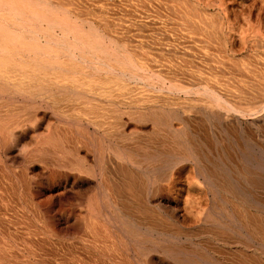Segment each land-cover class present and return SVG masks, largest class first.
I'll list each match as a JSON object with an SVG mask.
<instances>
[{"label": "bare ground", "instance_id": "obj_1", "mask_svg": "<svg viewBox=\"0 0 264 264\" xmlns=\"http://www.w3.org/2000/svg\"><path fill=\"white\" fill-rule=\"evenodd\" d=\"M7 1L0 0V4H5L6 2L7 4L16 6L18 9L21 6H26V0ZM41 3L48 5L46 2ZM25 6L21 9L22 11L23 8L25 9L23 13L27 14V11L28 14L31 13L34 17L36 14L38 16L41 15L39 12L33 11V8L31 10L33 12H31ZM21 10L19 11L22 12ZM42 13L48 17V14ZM7 16L10 17V15ZM46 17L42 19L49 22V19H46ZM3 18L5 20V16ZM13 18L14 21L15 16ZM39 18L36 16V19L40 20ZM50 23L53 24V22ZM32 27L34 31L36 26ZM3 30L5 28L0 26V31ZM36 30L34 34L33 31L31 32L34 36H36ZM9 31L7 34H9ZM49 40L44 45L41 43H31L32 47L28 51L33 53L31 55L33 58H30L31 62L28 65L31 68L32 76L29 75L28 70L26 72L29 74L26 72L22 73V71L21 73L13 74L16 71L20 72V69L22 70V64L15 62V57H17L15 54L22 55L23 51L20 53L21 48H17L15 44L13 46V43L0 44V51H2V53L0 52L2 54L0 55V93L2 96H0L5 99L7 98L9 101H14L11 112L14 110L16 112V109L18 110L17 114H10L11 116H8L7 120L4 119L7 117V114L6 116L2 115L1 117L4 116V118L1 121H8L5 124L10 131L21 128L19 131H23V136L31 138L34 141L33 146L36 144L34 147L31 145L33 149L31 147L30 159L25 158L26 164L29 163V160L33 159L34 161L39 160L40 163H48L47 165L50 166V159L53 158L50 154H54V150L51 148L53 151L49 150L50 152H48V149L57 146L55 150H59L60 147L59 143L56 144L57 141L53 136L60 130L64 132L66 130L65 127L68 125L71 128L73 126L79 128L78 125H82L86 127H84L86 130L93 129V133L101 134L102 136H99L102 138L98 136L99 143L97 141L98 144L96 145L100 157L104 156V150L107 149L103 144L104 140L113 139V144L109 145L111 154H109L110 164L106 161L110 168L107 166V171L104 167H101L100 172L95 174L91 172V175L94 177L99 175L96 183L98 190L93 189L94 194V191H96V196L92 193V197L90 195L92 199L90 201L86 199L89 201V203H86L88 204L87 207L85 208V204L83 211L82 209L80 210V207V212L74 214L73 221L68 217L71 214L70 211L69 214L67 213L68 215L63 214V212L62 214L59 213L61 217L59 215L60 219L58 221L63 222L66 232L57 227V222L49 220L50 222L46 224V227L51 236L59 238L65 232V236L76 237L83 244L81 245L83 248L96 252L95 255H101L102 259L101 257L97 258L99 264H264V43H163L164 45L160 43L163 45H161L162 47L167 46L166 48L164 47L166 53H162L165 51L160 52L158 50L161 61H158L160 58L156 52V59L157 57L159 59H155L156 62L154 64L151 62L152 58L151 61H149V58L145 63L143 61V64H139L134 58L135 56H132L130 50L125 46L126 49L118 47L116 52L114 51L115 49H112V46L103 43H66L65 39V41L62 39L64 43L62 41V43H58L60 41H56L57 43H55L53 39ZM20 44L31 46L28 43ZM160 44L158 43L156 49L160 47ZM149 47L153 48L154 46L150 45ZM162 47L159 49L162 50ZM30 52L26 54L29 56ZM145 52L147 53V51ZM21 58L23 59V57ZM21 58L19 59L21 60ZM102 73L112 75L107 76ZM111 82H114L117 86L118 93H115L111 89L112 85V87L109 85V89L105 86ZM131 83L148 86V88L143 86L145 89L138 92L143 95L144 90L145 92L146 89L150 90L149 87H151L152 91L161 93L156 95L157 93L154 92L153 96H151L152 92L150 91L149 95L151 94V97L136 96L137 91L135 94L129 92V90L127 91ZM97 86L99 90H94ZM132 90L134 89L132 88ZM5 99L1 101L4 102ZM7 99L4 103L2 102V108L4 105L7 107ZM25 100L32 101V105H28L32 109L27 114L21 113L24 112V108L27 106V103H24ZM17 101L18 103L20 102L19 105H17ZM2 108L0 109V114H3L4 109L2 111ZM6 109L8 113L9 109ZM40 111H43V115ZM67 111L74 112H69V114ZM45 114L50 115L57 122L49 121L47 123L48 132L37 134L36 130L46 120ZM13 116L15 117L12 118ZM62 124L64 126L65 124L67 125L64 127ZM74 124L78 125L75 126ZM128 125L130 127L131 125L134 126V130L131 133H128L125 129ZM26 126L31 127L33 130L35 129V132L32 133ZM131 128L129 129L131 130ZM77 129L76 131L80 130ZM147 130L151 131H148V133ZM6 132V128L0 127V134L6 135ZM92 132L90 133L93 134ZM10 134L12 135V132ZM1 136L3 141V135ZM6 138H8L7 135ZM77 138L79 139V137ZM89 139L91 140L90 137ZM69 140L71 141V138ZM5 141L4 136V142L2 144L0 142L1 146ZM70 141L68 142L69 144L71 143ZM94 141H90L91 145ZM76 142L78 141L76 140ZM81 142L84 144L83 141ZM9 143L11 144V141ZM53 143L54 145H52ZM73 143L70 146L74 148ZM94 143L96 144V141ZM111 143L109 142V144ZM47 144L52 146L49 145L47 149ZM21 145L24 147L23 143ZM106 145L108 146L107 143ZM135 145L138 147H134ZM93 146L95 149L96 146L94 144ZM81 149L83 150V148ZM98 152L96 153L97 155ZM48 153H50V159L47 158ZM59 153H57L58 156ZM26 154L23 153V156H27ZM134 154L142 155L144 160L135 157ZM61 156L65 155H60V159ZM66 157L68 156L66 155ZM106 157L108 158V155ZM62 160H60V163ZM25 162L22 161L20 164L24 166ZM65 163L66 166L69 164ZM53 164L55 163L52 162L51 165ZM36 165L41 167V164L37 163ZM69 166L70 169L79 168L78 164L76 162L73 163V161L70 162ZM160 167L161 171H163L162 167H165L166 170L159 173L157 168L160 169ZM51 168L49 167L47 170L51 171L52 179L53 176L54 178L59 177L57 183L61 187L55 188L56 190L54 189L58 191L53 192L54 190L52 191V189L56 186H49L50 183L44 187L45 183L38 181L39 179L34 183L36 186L33 185L35 187L32 188L37 189V194L38 190H41L40 192L48 191L51 198L58 196V199L55 198L58 201H62L64 198L59 200V197L69 192L68 185L62 178L68 174L59 172L58 167V171L55 170L56 168L53 170ZM143 168L145 170H140ZM26 169L25 167V174ZM84 171L82 173L85 175ZM50 173L46 174V176H49ZM51 177L50 181H52ZM73 177H75V182L72 186L75 183H79L78 180H83L84 178L80 172L79 175L73 174ZM107 179L108 181L111 179L115 186V191H112V187V189L110 188L114 192L113 194H115V196L112 194L114 196V198L112 197L113 200L109 197L108 189L106 190V187L108 188L109 186V183L105 182ZM32 180L35 179L33 178ZM30 181L28 180L29 183ZM111 181L109 182L111 183ZM54 183L56 184V182ZM29 185L31 186L32 184ZM88 186L84 188H88ZM89 187H92V185ZM80 188L77 189L80 191ZM30 189L29 193L31 191L32 196L34 193V197L36 198V192ZM77 191L76 193L79 194ZM123 191L126 194H123ZM25 194L27 195L28 192ZM71 194L73 195L74 192H71ZM208 194L212 196L211 199L213 201L211 210H207L206 208L208 202L205 204L206 207L203 205ZM124 197L129 202L137 203H134L135 206H139L136 208H141L144 212L142 214L145 216L146 214H150V217L147 216L135 220L128 219V216L126 217L122 212V209L129 208L127 204L129 202L125 203L124 199H122ZM27 198V200L30 199L29 197ZM83 198H86V196ZM83 198H79V200H83ZM45 199L47 198L45 197ZM71 199L73 200V198ZM48 200L51 199H47L46 203ZM72 200H70L71 203H74ZM53 203L55 204V199ZM49 205L51 206V204ZM80 205L81 202L79 201ZM129 205L130 207L133 206L132 203ZM54 208L51 207V209ZM157 208L166 211V216L167 212L172 213L177 224L180 222L179 216L181 217V215H179V212L181 213V211L179 210L181 208H183L184 214L182 215L184 217H188V219L189 217L194 218L208 224L209 228L208 226L204 227L205 229L208 228L207 232L205 231L208 238L205 237L206 241L203 238L205 245L200 248L201 246L197 247L184 242L178 243L176 237L174 238L175 235H178V232L175 231L176 233L173 236L172 232L166 231L168 226L169 228L172 226L169 223L175 221H168L166 229H163V222L165 221L164 224L166 225L165 219L168 220L169 218H166V216H161L159 219L154 218L155 215L159 214V211L156 212ZM58 209L57 211L55 210L57 213ZM139 211H136V213H141ZM132 213L134 212L132 211ZM55 215L53 214L54 219ZM151 215H153V218H151ZM43 216L45 219L44 214ZM136 216L140 215L137 214ZM161 220L164 221L161 222ZM177 224L175 227L178 226ZM181 227L183 229V226L180 225ZM190 231L193 233L192 230ZM38 234L35 237H42L43 239V236H38ZM195 234L196 232H194L193 236ZM65 236L63 238L60 237L64 242H66L64 240ZM32 237L28 238L31 239ZM35 237L32 240H35ZM71 238L67 239L68 242ZM61 240L59 243H61ZM44 241H47V239ZM74 242L77 243L76 240ZM42 245L45 247L44 243ZM26 247L28 248L29 245ZM63 247L68 249L66 244ZM77 247H74V251H76ZM70 248L72 249V247ZM47 249V252L45 249L42 252L50 253ZM29 250L31 249L29 248ZM31 252L35 254L34 250H31ZM64 252L62 251L61 254H66ZM88 252L90 253V251ZM90 255L93 256L92 252ZM37 256L34 255V257ZM75 256L77 257V255ZM65 258L68 260V256ZM88 258L92 260L93 257ZM49 259L51 258L49 257ZM77 259L81 258L78 257ZM82 259L84 260V258ZM42 261L46 262V260ZM78 261L80 262V260ZM93 263L95 264L96 261ZM53 264H55V260Z\"/></svg>", "mask_w": 264, "mask_h": 264}, {"label": "rangeland", "instance_id": "obj_2", "mask_svg": "<svg viewBox=\"0 0 264 264\" xmlns=\"http://www.w3.org/2000/svg\"><path fill=\"white\" fill-rule=\"evenodd\" d=\"M35 2H37L38 5L35 4ZM35 2H34V0H26V2H25L26 6L25 5L24 6H25V8L27 7V9L29 8L30 11L33 8V11L39 12L41 14V15H39L40 18L38 16V14H36V16L40 20L42 18L44 19L46 17L42 13V12H45L46 15L48 14V17H46V19H49V22L46 20H43V19L40 22V20L36 19V16L34 17V15L31 13L28 14L27 11H26L27 14L23 13V12H25L24 11L25 9L23 8V11L21 9L24 6L20 5L21 8L18 9L16 6L11 5L9 3L7 4L6 2H5V4L4 3H1L2 5L0 4V21H1L0 26L5 28V30L0 31L1 32L0 44L1 43H3V44L4 43H13V46L16 45L17 48H21L20 53H22V51H23L22 55L18 54V53L15 54L17 56V57H15L16 58L15 62H17V64H22V66H23V67H21L22 70L20 69V72L16 71L13 74L21 73V71L23 73V72H26L28 70L30 74L27 72L26 73L31 75L32 71L30 70L31 68L28 65V63L31 62L30 60L33 58V56H31L33 53L28 51L29 48L32 47L31 43H39V44L41 43L42 45H44L45 43H48L50 41L49 39H53V41H55V43H57L58 41H60L58 43H62V42L64 43L65 40H66L65 41L66 43H103L105 45L108 44V45L112 46V49H115L114 51H116V49L118 47L120 49H122L125 46L126 48H128V50H130V52L132 53L131 55L135 56L134 58L137 60V62H139V64H141L143 61H144L143 63H145V61L149 58H150L149 61H151V58H152V61H151L152 64H154L156 62V60H158L159 58L160 59L158 61H161V56L159 54L162 51H165L162 53H166L165 48L167 46L166 47L164 46L165 48L162 47L166 43H264V0H44V1L43 0L42 1L36 0ZM41 2H46L48 5H46L45 3L42 4ZM39 3L42 4V6H40ZM11 6H12V11H11ZM13 7H15L17 9H15ZM19 10H21L22 12H20ZM33 11H31V12H33ZM20 13H21V15H20ZM7 15H10L11 18ZM30 15H32V16H30ZM3 16H5L6 21L4 20ZM13 16H15L14 21H13V19H14ZM6 17L8 18L9 21L7 20ZM20 17L23 19H21ZM10 19H11V22H10ZM19 20H20V22H19ZM190 20H192V21L190 22ZM50 22H53V24H51ZM32 26H34V27L36 26L35 30L37 28V30H36L37 32L35 33L36 36L33 35L35 30L33 31ZM9 29H10V31H9ZM8 31H9L10 35L7 34ZM32 31H33V34L31 33ZM62 39L63 40L65 39V40L63 41ZM20 43H28L31 46L21 45ZM158 43L159 44L164 43L163 45L160 44V47H159L160 49L162 47L164 50L163 49L160 50L159 48L156 49V47L158 46ZM149 44L152 45V47L153 46L154 47L153 48L149 47L150 46ZM19 45H20V47H19ZM148 50H149V52H148ZM150 50L152 52L151 54H150ZM145 51H147V53ZM0 52L2 53V51H0ZM27 52L28 53L30 52V54H29L30 57L28 56V54H26ZM155 53L158 55L159 58L157 57V59H156L157 55H155ZM0 55H2V54H0ZM152 56H154L155 58ZM21 57H23V59H25V60H23ZM19 58H21V60ZM26 59H27V61H26ZM102 74L107 75V76L112 75V74L108 75L105 73H102ZM102 81H104V80H102ZM111 83H108L105 86L109 89L110 86L112 85L113 87L111 86L112 87L111 89H113L115 93H118L119 90L116 89L117 86L115 85V83L114 82H111ZM130 85H132V86H130ZM130 85L128 87H130L131 89L129 88V89H127V91L129 90V92H132L134 94L137 91L135 94L136 96H139V95L140 96H150L151 94H152L151 96H153L154 92L157 93L154 90L152 91L151 87H149L150 90L148 91V89H146V92L144 90V95H143V94L138 93V92H140L141 90H143L145 88H148V86L146 87L143 84L141 85V84H135V83H131ZM143 86H145V88H143ZM132 88L134 90H132ZM97 89H98V86L94 90H97ZM149 92L151 93L150 95H149ZM137 93H138V95H137ZM160 93L158 92L156 95H159ZM0 95L2 96L1 93H0ZM156 95L154 94V96H156ZM1 96H0V99L2 98ZM2 99H5V98L3 97ZM6 99L4 100V102L6 101ZM1 100H0V109L2 108L1 105H3V103H4ZM8 101L9 100L7 99V102H6L7 107H5V105H4V107L2 108V111L4 109V111L2 112L3 114H0V117L2 115L6 116V114H7V117L4 118V116H3L0 118V122H1L0 127H3L4 129L6 128V130H7L6 135L8 138L10 137L8 139V138H6L5 134H0L1 144L4 142V136L6 139V141H5L6 144L5 143L3 144L4 147H3V145L1 146V144H0V148H1L0 149V157L2 156L1 157L2 160L0 158V178H1L0 179V264H19L20 262H21L20 264H40V263L41 264H53L54 260H55V264H64V263H66V264H78V263L82 264L83 263L84 264L86 262H88L86 264H92L95 261H96L95 264H97V263L99 264V262H97V260L99 259V257H101V255H95L96 252H93L91 250H87L86 248H83L81 246L83 244L80 242V240H77L76 237L71 238L70 235H69L70 237L68 235L65 236L66 227L63 224V222H61V221L59 222L58 220L60 219V217H61L60 214H62V212H63V214L65 213V215H68L71 212V214L68 215V217L70 220L73 221L74 214L80 212L79 208L81 207L80 210L82 209V211H83L87 207L88 204H86V203H89L90 199H92L91 194L93 193V189L98 190V187H97L98 185L96 186V183H97V178L99 175H97V177H94L91 175V172H93V174L98 173V172H100L101 167H104L105 170L108 171V167L110 168V166H108V164H110L109 159H110V155H111L109 145L113 144V139H109V140L106 139V141L104 140L103 144H104L105 148H107V149L104 150L105 151L104 152L105 154H103L104 156L100 157L96 145L99 143L97 138L99 135L102 136L101 134L96 133V132L93 133L92 132L93 129L92 130H86V129H84L85 126L83 127L82 125L80 126L78 124L77 125L79 126V128L74 127V126L71 128V127H69V125L66 126L67 124H65V126H66L65 127L63 125L64 123L62 122L63 123L62 125L69 132L68 131L66 132V130L64 132H63V130L62 131L60 130L59 132H57L58 135L60 136L59 137L56 133V135L58 136L59 139L54 134L53 137H55V139L57 141L56 144L59 143V146H60L59 150H55V149H57V146H53L55 148L50 147L48 149L50 144L46 145L48 152H50V151L52 152L54 150L53 151L54 154L48 153V155H47V158H49V159H50V155H51V157H53L50 159L51 160V162L49 163L50 166L47 165L48 163L47 164L43 163V162L40 163L39 160L34 161L33 159L29 160V163L26 164L25 158L30 159V157H29V154L31 153L30 151H32L33 147L36 146V144L33 146L34 141L31 138L23 136V131H21V130L19 131V129H21V128H19L18 130L15 129L16 131L15 130L10 131L9 129H7L5 123H7L8 121L7 122H4V121L7 120L8 116L10 117L13 113L17 114V111H18L16 109V112H15V110L11 112V110H12L11 108L14 104V101L12 100L13 101L12 105H11L12 101L11 100H10L11 102L10 101L8 102ZM17 103H18V101H17ZM19 103L17 105H19ZM24 103H27V106L24 108L25 113L21 112V111L20 112L23 114H27V113H29V110L32 109V108H29V106L32 105V101L31 100H25ZM15 104H16V102H15ZM6 108L9 109L10 113H9V111L7 113ZM69 112L71 113L72 111H67V113H69ZM0 113H1V111H0ZM40 113L43 115V111H40ZM45 116H46L45 122L42 123L41 124L42 126H39L38 129L36 130L37 134H40L42 132H43L42 134H45L46 132H48L47 131V123L49 121L54 122V123L57 122L56 119H54L50 115L45 114ZM14 117L15 116H13L12 118H14ZM3 118L5 120H3V122H2L1 120ZM47 118H49V119L47 120ZM2 123H4V124H2ZM4 125H5V127H4ZM28 125H31V124H28ZM77 125H75V126H77ZM128 126H126L125 129H126V131H128V133H131L134 130L133 129L134 126L131 125V127L133 126L132 128L130 127V125H128ZM82 127H83V129H82ZM27 128L32 133L35 132V129L33 130L31 127H27ZM129 128H131V130ZM76 129L77 130L80 129V130L76 131ZM148 129H150V127H148ZM9 131L12 132V135L10 134ZM148 131L149 130H147V132ZM80 132H82V133H80ZM90 132H92L93 134H91ZM60 133H62L63 135ZM70 133H71V135H70ZM72 133H74L75 135ZM84 134H85V136H84ZM1 135H3V141H2ZM86 135H88V136H86ZM63 136H65V137H63ZM17 137H18V139H17ZM67 137H69V138H67ZM77 137H79V139ZM89 137L91 138V140L89 139ZM146 137H148V136H146ZM64 138L68 141L66 142V140ZM70 138H71V141L69 140ZM73 138H75V139L77 138L76 139L78 141V142H76L77 144L75 143L76 140L74 139L75 140L74 141ZM86 138H88V139H86ZM92 138H93V140H92ZM100 138H102V137H100ZM62 139L65 142V146H64V142ZM94 139L96 141V144L94 143L95 142ZM7 140L9 142L11 141V144ZM89 140L94 141V142H92V145H91V142ZM30 141L31 142L33 141V142L31 143ZM69 141L71 142L70 143L71 145H72V142H74L73 143L74 148H73V146L72 147L70 146V144L68 143ZM81 141H83L84 144H82ZM85 141H86V143H85ZM97 141H98V143H97ZM27 142H29L30 144ZM105 142L108 144V146L106 145ZM109 142H112V143L109 144ZM22 143H23L24 147H22V145H21ZM88 143H89V145H88ZM114 143H115V141H114ZM131 143H133V142H131ZM24 144H26V145H24ZM93 144L96 146L95 149H94ZM6 145L9 148L5 147ZM52 145H54V143ZM52 145H50V146H52ZM66 145L68 148L66 147ZM26 147H28V148L26 149ZM31 147H32V149H31ZM134 147H138V146L135 145ZM51 148L53 150H51ZM81 148H83V150ZM29 149H31V150H29ZM88 149H90V150H88ZM24 150H25V152H23ZM26 150H28V151H26ZM73 150H74V152H73ZM7 151H9V152H7ZM18 151H19V153H17ZM57 151H59L61 153H59ZM97 152H98V155L96 154ZM23 153H25V154L27 153L26 154L27 156H25V155L23 156ZM57 153H59V156ZM81 153H82V155H81ZM18 155H19V157H18ZM60 155H65V156H61V159H60ZM66 155L68 157H66ZM107 155H108V158L106 157ZM134 155H135V157H138V158L144 160V157L142 155H138V154H134ZM140 156H142V157H140ZM63 157H65L64 158L65 161H64ZM81 158H82V160H81ZM96 158H98V159H96ZM106 158H107V160H106ZM60 160H62L61 163H60ZM100 160H102V161H100ZM22 161L25 162L24 166L22 164H20V162L22 163ZM72 161H73V163L76 162L78 164L79 168H76V169L71 168L70 169L69 164ZM106 161H108V164L106 163ZM52 162H54L55 164L51 165ZM65 162L69 163V164H67V166L69 168L66 166ZM100 162L101 163L103 162L104 165H103V163L101 164ZM37 163L39 165L41 164V167L42 166L43 167L41 168L40 166L36 165ZM163 163H165V162H163ZM28 164H29V166H27ZM45 164H46V167L44 168ZM62 164H63V166H62ZM55 165L58 167L59 172L66 173V175L68 174L67 176H64L62 178V180L65 181V183H67V185H68L67 188H68L69 194L65 193L64 195H61L59 197L60 198L59 200H61V198L62 199L64 198L62 201L57 200L58 196H53L55 199V204H54L53 203L54 199H53V197L51 198L48 191L47 192H45V191L40 192L41 190L40 191L38 190V194H37V191H36L37 189L36 188L34 189L32 187L36 186V184H34V183L36 182L37 179H39L38 181L45 183L44 187L48 186L49 183H50L49 186H52V187L56 186L52 189V191L55 188L57 189L58 187H61L57 183V181L59 180V177L57 176L54 178V176H53V179H55L53 181V179L51 177V173H50L51 171L49 172V170H47V169H49V167L51 168L52 166H54L51 168V170L56 168L55 170L58 171L57 167ZM25 167L27 168L26 169L27 175L24 172ZM59 168H61L62 170ZM64 168H66V169H64ZM164 168L162 167L163 171L166 170V168L165 169ZM84 169H86V170L84 171ZM46 170H47V172H46ZM140 170L143 171L145 169L143 168ZM73 171H76V172H73ZM78 171L80 172V174L83 177L86 174H88V175H86V177H84L83 180H78L79 183H75V185H74L75 187H74V186H72L73 183L75 182V180H74L75 177H73V174L79 175ZM83 171H84V173H86L85 175L82 173ZM87 171H89V172H87ZM157 171L159 173L163 172V171H161V167H160V169L157 168ZM72 172H73V174H72ZM48 173H50L49 176L48 175L46 176V174H48ZM107 175H108V173H107ZM48 177H49V179H48ZM50 177H51L53 182L50 181ZM33 178L35 180H32ZM30 179H31V181H30ZM28 180L30 181V183L28 182ZM44 180H46V181H44ZM109 181H111V179H109ZM109 181H108V179L105 180V182L109 183V184L107 183L109 185L108 188L106 187L107 186L106 183H105V185H106L105 187H106V190L108 189L107 191H108L109 197L111 198V200H113L115 194H113L114 192H112V191L115 189L114 188L115 186L112 183L113 181H111V183ZM54 182H56V184ZM92 182H94V183H92ZM51 183H52V185H51ZM29 184H32V185L30 186ZM88 184H89V186L92 185V187H89ZM33 185H35V186H33ZM85 186H88V188H84ZM30 188H32V189H30ZM77 188H80L81 192ZM110 188L112 189V191L110 190ZM29 189L32 191L34 190V192H36V194H37V195L35 194L36 198L34 197L33 192H32L33 196L31 194V191L29 193ZM55 190L53 192L58 191V190L57 191H55ZM76 191L79 192V194H77ZM27 192H28V194L26 195L25 193H27ZM71 192L72 193L74 192V194L72 195ZM85 192H86V194H85ZM94 192H95V194L94 193L93 194H94V196H96V191H94ZM39 194H41V195L38 197ZM48 194H49V196H48ZM123 194H126V192L123 191ZM66 195H68V196L70 195V197H68ZM90 195H91V197H90ZM31 196H32V198H31ZM85 196H86V198H83ZM27 197H29L30 199L27 200L28 199ZM45 197L47 199L50 198L52 201L48 200V202L46 203L47 199H45ZM74 197L76 199V202H75ZM211 197L212 196H210L208 194V196H207V198H205V202L203 204L205 206V204L208 202V204L206 205L207 207L205 206L207 208V210H211L212 206H213V201H212ZM71 198H73V200ZM79 198H83V200L82 199L79 200ZM3 199L5 202L3 201ZM69 199L72 200V202L74 201V203H71V201ZM84 199H85V202H84ZM86 199H89V201ZM122 199H124L125 203L129 202L128 199H126V197H124ZM78 200L81 202L82 206L81 205L79 206ZM63 201H65V202L63 203ZM42 202H44V203H42ZM49 202H51V203H49ZM66 202L67 203L69 202V204H67ZM48 203L51 204V206ZM75 203L78 205L75 206L76 205ZM130 203H132L133 206L130 207V205H129ZM134 203L135 202H129V203H127L129 208L126 207L128 209H125V208L122 209V212L124 213V215L126 217L128 216L127 217L128 219L135 220V219L143 218V217H147V216L150 217V214L145 213L146 216L143 215L144 212L142 211V209L136 208L139 206L138 205L135 206V204H137V203H135V204ZM44 204H47V205H44ZM62 204L66 207H64ZM70 204L71 205L74 204V205L71 206ZM85 204H86V206H85ZM180 204H182V202H180ZM69 205H70V207H69ZM57 206H58V208L59 207L60 208L58 209ZM83 206H85V208H83ZM51 207H55L56 209L55 208L51 209ZM75 207H76V209H75ZM69 208H71V209H69ZM72 208H74V209H72ZM57 209H58V213L56 212ZM157 209L158 210L156 212L159 211V214L157 213L158 215H155L154 218L159 219L161 216H166V211L161 210V209L159 210V208H157ZM53 210L54 211L56 210L55 211V213H57L56 215H55ZM138 210H140L141 213H136V211L138 212ZM132 211L136 214L132 213ZM179 211H181V213L179 212V215H181V217L179 216V219H180L179 224H177V222L175 221L173 214L172 213L170 214V212H167L166 218H169V219L167 220L164 218L166 220V225L164 224L165 221L161 220V222L164 221L163 222L164 225L162 224V226H164L163 229H166V227L168 225V221L169 222L175 221V222H170L171 224L169 223L170 226L172 225L170 228L172 229V227H173V229L171 230L168 226L167 229L168 228L169 229L168 230L166 229V231H168L169 233L172 232L171 234L173 236L176 232H178V235L174 236V238L176 237L178 243L184 242L186 244H192V245L197 246V247L201 246L200 248H202L205 245V242L203 243V238L205 241H206V238H208V235L206 234L207 229L209 228L208 224H205L204 221L195 220L194 218L189 217V219H188V217L187 218L184 217L182 215V214H184L183 208H181ZM41 213H43L45 215V219L43 218L44 216ZM53 214L55 215L54 216L55 219L53 218ZM137 214L140 216H136ZM59 215H60V217H59ZM152 216L153 215H151V218H153ZM46 217H48V218H46ZM131 218H134V219H131ZM183 218L184 219L186 218V219L184 220ZM182 219H183V221H182ZM49 220L57 222L58 223L57 227H59L62 231H65V232H63L64 234L59 236V238L56 236H51V233L48 231L46 224L48 222H50ZM200 222H201V224H200ZM176 224L178 226L175 227ZM180 225L183 226V229H182V227L180 228ZM207 226H208V228L205 229L204 227H207ZM62 227L64 230L62 229ZM177 228H179V229H177ZM185 229L187 232L185 231ZM189 229L192 230L193 233H191V231ZM179 230H181V232H179ZM200 231H202L203 233ZM37 232L40 234H38ZM194 232H196L195 236H193ZM204 232L206 235L204 234ZM32 234H34V235H32ZM37 234H38V236H43V239H42V237L36 238L35 236ZM26 235L28 237H32V236L33 237L30 239ZM64 236H65L64 240H66V242H64L62 239ZM179 236H181V237H179ZM187 236H188V238H187ZM34 237H35V240H32ZM60 237H62V238H60ZM192 237H193V239H192ZM23 238H25V239H23ZM69 238L72 239V240L70 239L72 244L70 241H69L70 243L68 242ZM46 239H47V241H44ZM60 240H61V243H59ZM75 240L77 241V243L74 242ZM182 240H184V241H182ZM192 240H194L195 242ZM24 241H26V242H24ZM34 241H35L36 245L34 244ZM19 243H21V244H19ZM43 243H44L45 247L47 246L46 248L42 245ZM79 243H81V244H79ZM193 243H195V244H193ZM64 244H66V247L68 249L63 247ZM27 245H29L28 248L26 247ZM75 245H77L78 247ZM31 246H32V248H31ZM36 246H37V248H36ZM61 246L63 247L64 250L62 249ZM69 246L72 247V249ZM80 246L82 247L81 250H80ZM74 247H77L76 251H74L75 250ZM29 248L32 251L34 250L35 254H33L31 252V250H29ZM41 248L45 249V251L48 248L47 250L50 251L51 254L50 253H43L44 250L43 249L41 250ZM37 249H39V250H37ZM70 249L73 251H71ZM59 250H61V251H59ZM62 251L63 252L66 251V252H64L66 254L68 253L67 255L64 254L65 257L68 256V260H67V258L64 257L63 254H61ZM88 251H90V253L92 252L93 256L90 255V253ZM71 253L72 254L74 253V254L72 255ZM82 253H84V254H82ZM34 255L35 256L39 255V256L34 257ZM40 255H42V256H40ZM48 255L51 259H49ZM75 255H77V257ZM83 255H84V257H83ZM40 257H42L43 259ZM78 257L81 259H77ZM88 257H93V258L91 260V258H88ZM69 258H70V261H69ZM82 258H84V260ZM37 259H38V261H37ZM41 259L44 261L46 260V262L44 263ZM101 259H102V257H101ZM49 260H51L50 262H52V263H50ZM78 260H80V262ZM81 261H82V263H81Z\"/></svg>", "mask_w": 264, "mask_h": 264}]
</instances>
